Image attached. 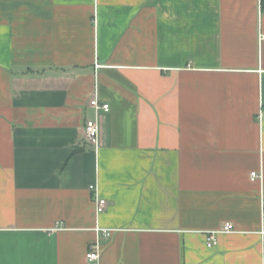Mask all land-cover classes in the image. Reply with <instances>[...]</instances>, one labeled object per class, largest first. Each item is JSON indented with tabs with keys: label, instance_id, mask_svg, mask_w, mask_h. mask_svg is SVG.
I'll use <instances>...</instances> for the list:
<instances>
[{
	"label": "crops",
	"instance_id": "1",
	"mask_svg": "<svg viewBox=\"0 0 264 264\" xmlns=\"http://www.w3.org/2000/svg\"><path fill=\"white\" fill-rule=\"evenodd\" d=\"M263 33L261 0H0V264H264Z\"/></svg>",
	"mask_w": 264,
	"mask_h": 264
},
{
	"label": "built area",
	"instance_id": "2",
	"mask_svg": "<svg viewBox=\"0 0 264 264\" xmlns=\"http://www.w3.org/2000/svg\"><path fill=\"white\" fill-rule=\"evenodd\" d=\"M261 40H264V33L261 35ZM90 104L94 106L97 110H110V104L102 102L96 93L93 98L90 100ZM85 135L88 141L94 145H98L99 136H100V125L97 120L89 119L86 122L85 126ZM252 179L261 178L262 173L253 171L251 173ZM91 189H95V185L90 186ZM96 211L98 213L104 212L107 208L108 201L105 198L96 194L95 198ZM234 224L231 222H226L225 225L219 230H211L207 232V245L209 247L214 246L217 243V234L219 232H231L233 231ZM96 232L100 238L110 239L115 231L113 228H105L101 226H96ZM86 259L88 264H99L100 259V244L99 242L89 245L88 251L86 253Z\"/></svg>",
	"mask_w": 264,
	"mask_h": 264
},
{
	"label": "trees",
	"instance_id": "3",
	"mask_svg": "<svg viewBox=\"0 0 264 264\" xmlns=\"http://www.w3.org/2000/svg\"><path fill=\"white\" fill-rule=\"evenodd\" d=\"M261 6L264 8V0H261Z\"/></svg>",
	"mask_w": 264,
	"mask_h": 264
}]
</instances>
